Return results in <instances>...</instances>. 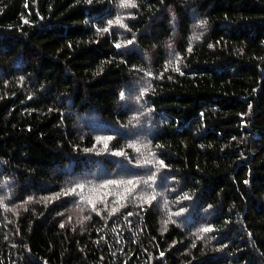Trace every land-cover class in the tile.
<instances>
[{
  "label": "trees",
  "instance_id": "obj_1",
  "mask_svg": "<svg viewBox=\"0 0 264 264\" xmlns=\"http://www.w3.org/2000/svg\"><path fill=\"white\" fill-rule=\"evenodd\" d=\"M124 2L0 0V264H264V0Z\"/></svg>",
  "mask_w": 264,
  "mask_h": 264
},
{
  "label": "snow or ice",
  "instance_id": "obj_2",
  "mask_svg": "<svg viewBox=\"0 0 264 264\" xmlns=\"http://www.w3.org/2000/svg\"><path fill=\"white\" fill-rule=\"evenodd\" d=\"M134 6H135V5L131 3V0H125V2L122 4V7H134ZM116 23H117V24H121V20H120V19H117V20H116ZM110 24H111V22H110ZM121 26H123V25L121 24ZM105 31H107V29H105ZM129 43H130V41H129ZM120 46H121L120 44H117V45H116L117 48H119ZM121 98H123V94H121ZM110 139H111V137H108V138H106V139L98 140L97 142H98V143H102L104 149H107V147H108V141H109ZM136 150H137V151H140L139 148H137ZM114 154H115V155H123L124 153H123V152H117V153H114ZM159 164H160L161 167L164 166L162 161H160ZM127 183H128V184H132V181L129 180ZM106 186H107V185H105V187H106ZM81 188H83V186H81ZM73 191H74V190H73ZM188 198H189V197H185V199H188ZM145 202H147V201H145ZM89 203H92V202L89 201ZM93 207H95L94 204H93ZM115 211H117V210H116V209H113V212H115ZM180 214H181L180 212H176V213H172L171 215H177V216H178V215H180ZM171 215H170V217H169V220H168V221H165V224L171 222ZM61 227H63V224H61ZM202 231H203V232H208V231H211V229H210V228H204V229H202ZM161 255H163V253H161Z\"/></svg>",
  "mask_w": 264,
  "mask_h": 264
}]
</instances>
